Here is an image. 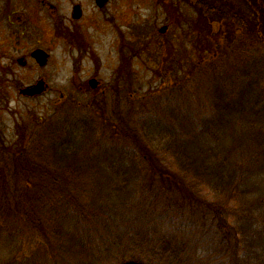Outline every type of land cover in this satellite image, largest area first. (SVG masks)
<instances>
[{"label": "trees", "instance_id": "obj_1", "mask_svg": "<svg viewBox=\"0 0 264 264\" xmlns=\"http://www.w3.org/2000/svg\"><path fill=\"white\" fill-rule=\"evenodd\" d=\"M240 1L194 4L200 69L184 67L188 88L174 78L40 117L30 151L54 178L36 197L23 188L41 179L17 163L28 150L7 148L16 163L0 161V264H264V0ZM161 61L167 76L179 65L166 51Z\"/></svg>", "mask_w": 264, "mask_h": 264}, {"label": "flooded vegetation", "instance_id": "obj_2", "mask_svg": "<svg viewBox=\"0 0 264 264\" xmlns=\"http://www.w3.org/2000/svg\"><path fill=\"white\" fill-rule=\"evenodd\" d=\"M200 2L213 0H0V149L24 144L23 120L14 119L9 130L3 122L8 87H17L19 98H48L55 110L84 102L93 111L121 89L136 97L131 73L137 52L150 49L151 41L154 51L179 49L182 17ZM143 8L149 13L142 18ZM138 30L154 35L145 42ZM59 50L66 52L61 63Z\"/></svg>", "mask_w": 264, "mask_h": 264}, {"label": "rangeland", "instance_id": "obj_3", "mask_svg": "<svg viewBox=\"0 0 264 264\" xmlns=\"http://www.w3.org/2000/svg\"><path fill=\"white\" fill-rule=\"evenodd\" d=\"M237 1L241 2L240 0H237ZM221 4H226V3L223 2ZM240 7H242V9H245L246 3H240ZM141 13L144 15H147L149 13V10L143 8L140 14ZM184 14L185 15L188 14L190 16L186 15L185 17H182L183 20H182L181 27L178 32L179 35L181 36H180L179 41L177 42L179 43L181 41V43L178 44L179 49H173L169 47V48H164L162 50L163 52L166 51L167 54H169V56H172V57L175 56L179 60V65L176 66L172 70L169 76L164 74L166 67L165 69L160 68V64L162 62L161 60L163 57V54H162L163 52L154 51L152 45H150L152 42L154 43V41H151V43L148 44L149 47L151 46L150 49H145V50L143 49V51L137 52L138 59H136V63H135L136 67H133V68L131 67L132 68L131 74H132V82H133V93H135L136 97L144 96L145 94L149 92L150 94L154 93V91L151 92L150 90H157L159 88L163 89V88L172 87L174 78H177V79L179 78V81L177 84H180V86L182 87L188 88L189 87L188 83L183 80L185 77L183 73L184 67L188 66L187 69L190 70L189 73L192 75H195V73H197V71L200 69V66H197V64L195 65V60L199 56L196 54V52L194 54V51H197L195 50V48L198 47V45H200V41L199 39L192 40L194 37L191 36L192 30H193L191 23L193 19L197 23L200 22L202 17L200 15L197 16V13H194V10H186ZM143 17L144 16L142 15V18ZM144 28L148 29L146 27ZM216 28H217V24H215V29ZM139 30H138V37L139 38L144 37L146 39L145 42H148V40L152 38L154 35L152 31L151 32L149 31L146 34V30H143V31L142 30L139 31ZM230 31L231 30L227 29V32H230ZM155 37H157V35ZM168 38L170 40L173 39L171 34H169ZM202 42L205 44L204 41ZM228 42L230 41L228 40L225 41V44H224L225 47L228 44L231 45ZM206 47H209V46L207 45ZM13 53L14 52H10L11 55H13ZM124 54L128 56V52H125ZM65 56H66V52H64L63 50L57 51V54H56L57 63H61L62 60L65 58ZM124 57L126 58L125 55ZM120 59H122V55ZM158 62H160L159 66L154 67V65L157 64ZM194 65H195V68H194ZM105 66L108 67L106 64ZM206 66H207L208 73L213 72L211 63L207 62ZM124 69L127 70V67L122 66L121 72L124 71ZM107 75H108V70L106 69L104 72V77L106 78V80H108ZM64 76H65V72L63 70L61 74H59L58 79ZM10 85L11 83H9V86ZM7 90L10 93L9 94L10 96L9 109H8V112L3 115V122L4 124L7 125L8 130H9V129L16 127V125L14 126V122H15L14 119L19 117L20 120H23V124L25 126L23 148L25 151L28 150L29 152L25 156H23L19 161H17V163L20 164V169L23 170L29 177H35V178L41 179L40 181H36L34 179H32V181H28L27 186L23 188L25 195L32 199L36 197V195L38 194L39 192L38 189L42 185L40 182L43 180L44 177L49 176L50 179L54 178V176L51 173V169H50L51 166L50 164H47L48 161L47 163H44L45 161L44 158L39 159L38 153H34L30 150L32 149L31 145L34 141L33 139L36 136H38L41 130L40 128L43 125V123L39 121L40 117L44 118L47 115L52 114L55 110V106L52 104V100L48 98H38L35 100L28 99V98H25V99L19 98L17 97L18 96L17 91H16L17 87H8ZM124 112L130 115L135 114L136 105L133 104L132 106L130 105L126 106L124 109ZM11 134L12 133L9 132V135ZM120 143L126 144L123 141H120ZM8 148H10L11 150L13 149L16 150L18 148L21 149L22 147H8ZM33 148L35 147L33 146ZM38 149L41 151L42 148H38ZM45 157H48V156H45ZM1 159L2 160L8 159V163L11 166L9 170L15 168L13 164L16 163V160L14 156H12V154L8 152L7 148L3 150L0 149V161ZM23 168H26L27 170ZM173 173L174 175L180 177L178 170H176L175 168L173 170ZM202 193H203L204 199L206 198L209 201H215L217 199V197L207 188L202 189ZM20 217H21V213L16 210H10L7 215V218L11 222L18 223L19 226H21V224L18 222ZM29 234L30 235H26V240H25L26 244H25V249H24L25 252L27 253H29L30 250L34 248L35 241L39 238V236L37 235V232L34 235H32V233H29Z\"/></svg>", "mask_w": 264, "mask_h": 264}]
</instances>
